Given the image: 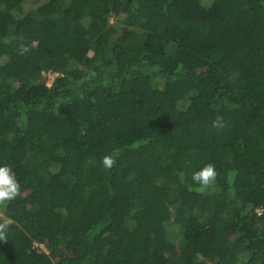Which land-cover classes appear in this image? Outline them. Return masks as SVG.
I'll list each match as a JSON object with an SVG mask.
<instances>
[{
  "label": "trees",
  "instance_id": "obj_1",
  "mask_svg": "<svg viewBox=\"0 0 264 264\" xmlns=\"http://www.w3.org/2000/svg\"><path fill=\"white\" fill-rule=\"evenodd\" d=\"M26 5L0 0V264H264V0Z\"/></svg>",
  "mask_w": 264,
  "mask_h": 264
},
{
  "label": "clouds",
  "instance_id": "obj_2",
  "mask_svg": "<svg viewBox=\"0 0 264 264\" xmlns=\"http://www.w3.org/2000/svg\"><path fill=\"white\" fill-rule=\"evenodd\" d=\"M26 51L27 49H23ZM222 118L217 117L213 121V127H222L220 122ZM102 164L106 169H111L116 164V157L114 155H106L102 157ZM218 172L216 166L213 163L204 165L200 170L194 172L191 179L194 184L199 186L200 191H206L214 187ZM183 178V174H182ZM20 184L16 179L15 173L12 169L5 165L0 166V205L6 202L14 200L20 193ZM8 227L7 219L3 223H0V239L4 238V231Z\"/></svg>",
  "mask_w": 264,
  "mask_h": 264
},
{
  "label": "rangeland",
  "instance_id": "obj_3",
  "mask_svg": "<svg viewBox=\"0 0 264 264\" xmlns=\"http://www.w3.org/2000/svg\"><path fill=\"white\" fill-rule=\"evenodd\" d=\"M40 1L42 0H26V7L29 8V7H33L35 5H37ZM111 22H115V18L111 19ZM118 22V20L116 21ZM43 76L46 78V80L48 79L49 81H52L53 78H54V74H51L49 77L47 74H43ZM176 221L178 222H182V220H177V219H174V220H171V222L169 223L171 228H173L174 230H172V233L173 235L176 237V230H177V224H176ZM176 231V232H175ZM177 238V237H176ZM35 246H38L39 248H41L42 250H45L44 246L42 244H35ZM46 251V250H45Z\"/></svg>",
  "mask_w": 264,
  "mask_h": 264
},
{
  "label": "built area",
  "instance_id": "obj_4",
  "mask_svg": "<svg viewBox=\"0 0 264 264\" xmlns=\"http://www.w3.org/2000/svg\"><path fill=\"white\" fill-rule=\"evenodd\" d=\"M43 74H47V75H48V77H49L51 74H54V75H56L55 73H51V72H48V73H45V72H43ZM51 82H52V81H49L48 79L46 80V84H47V85H50V84H51Z\"/></svg>",
  "mask_w": 264,
  "mask_h": 264
}]
</instances>
